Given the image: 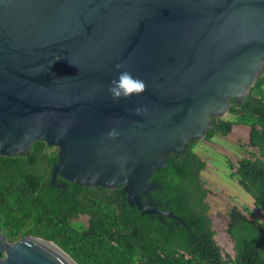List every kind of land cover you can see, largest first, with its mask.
<instances>
[{
    "label": "water",
    "instance_id": "95a60500",
    "mask_svg": "<svg viewBox=\"0 0 264 264\" xmlns=\"http://www.w3.org/2000/svg\"><path fill=\"white\" fill-rule=\"evenodd\" d=\"M118 63L142 95L112 99ZM263 65L264 0H0V155L42 140L56 148L50 185L120 187L140 214L188 230L149 201V177L239 104ZM46 242L0 235V264H77Z\"/></svg>",
    "mask_w": 264,
    "mask_h": 264
},
{
    "label": "trees",
    "instance_id": "16d2710c",
    "mask_svg": "<svg viewBox=\"0 0 264 264\" xmlns=\"http://www.w3.org/2000/svg\"><path fill=\"white\" fill-rule=\"evenodd\" d=\"M227 113L229 118H212L201 140L228 133L233 124L248 126L247 145L256 151L238 159L234 175L264 217V65ZM196 143L189 140L182 153H169L165 166L149 177L151 199L188 230L167 217L140 214L120 187L50 185L56 148L34 140L21 153L0 155V235L9 242L28 235L51 241L77 264H264V227L245 208L228 212L225 233L233 255L222 254L213 240L204 201L209 190L199 178L205 163L194 152Z\"/></svg>",
    "mask_w": 264,
    "mask_h": 264
},
{
    "label": "rangeland",
    "instance_id": "374dc122",
    "mask_svg": "<svg viewBox=\"0 0 264 264\" xmlns=\"http://www.w3.org/2000/svg\"><path fill=\"white\" fill-rule=\"evenodd\" d=\"M222 118H229L228 113ZM245 135V130L233 126L232 131L213 136L211 141L198 140L194 146V152L205 163L199 172V178L204 183L203 186H207L204 187L209 190L206 202L211 206L208 215L214 231L213 240L222 254L228 253L230 256L233 255V250L231 241L225 233L227 219L223 214L228 205L245 208L244 214L264 227L262 212L254 207L250 195L240 187L234 175L238 159L248 157L251 152L256 151L247 145Z\"/></svg>",
    "mask_w": 264,
    "mask_h": 264
},
{
    "label": "clouds",
    "instance_id": "9594fccd",
    "mask_svg": "<svg viewBox=\"0 0 264 264\" xmlns=\"http://www.w3.org/2000/svg\"><path fill=\"white\" fill-rule=\"evenodd\" d=\"M115 67L117 70H125L118 71L117 77L112 79L108 86V92L111 94L113 100L130 99L132 96L142 95L146 91L145 82L133 76L130 71L126 70L124 64L118 63ZM135 111L139 115L142 109L137 108ZM118 135L119 132L116 129H111L108 132L110 138H115Z\"/></svg>",
    "mask_w": 264,
    "mask_h": 264
},
{
    "label": "flooded vegetation",
    "instance_id": "af4514ba",
    "mask_svg": "<svg viewBox=\"0 0 264 264\" xmlns=\"http://www.w3.org/2000/svg\"><path fill=\"white\" fill-rule=\"evenodd\" d=\"M261 70V69H260ZM260 74V71H259V73H258V75ZM235 103V102H234ZM236 104V103H235ZM56 180H57V182H61V181H59V180H62V179H60L59 177H56ZM63 187H64V185H63ZM206 197H207V195H206ZM204 198V201L206 202L207 201V198ZM149 201L150 202H152V203H154L155 205H160V204H156L152 199H151V197H149ZM207 203V202H206ZM207 205H208V208H207V210H206V215L208 216V218H209V215H208V210H209V208L211 207L208 203H207ZM233 207V205H228V207H226V209H225V211L223 212V214L225 215V218L227 219V221H228V218H227V216H228V212H229V210L231 209ZM210 219V218H209ZM210 222H211V220H210ZM227 223V222H226ZM210 227H211V224H210ZM212 229V228H211ZM200 239L201 238H198L197 240H198V242L200 241Z\"/></svg>",
    "mask_w": 264,
    "mask_h": 264
},
{
    "label": "crops",
    "instance_id": "0c3cea01",
    "mask_svg": "<svg viewBox=\"0 0 264 264\" xmlns=\"http://www.w3.org/2000/svg\"><path fill=\"white\" fill-rule=\"evenodd\" d=\"M233 126H235V127H241V129H243V130H245L246 131V135L244 136V140H246L247 141V136H248V126H246V125H241V124H235V125H232L231 126V129H230V131H232V127ZM200 157V156H199ZM201 158V157H200ZM202 160V159H201ZM205 186V185H204ZM205 187H207V186H205Z\"/></svg>",
    "mask_w": 264,
    "mask_h": 264
},
{
    "label": "bare ground",
    "instance_id": "6f19581e",
    "mask_svg": "<svg viewBox=\"0 0 264 264\" xmlns=\"http://www.w3.org/2000/svg\"><path fill=\"white\" fill-rule=\"evenodd\" d=\"M46 243H48V244H50L51 246H53L55 249H57L58 251H60L64 256H66L68 259H69V257L64 253V252H62L57 246H55L53 243H51V242H46ZM70 260V259H69ZM71 261V260H70Z\"/></svg>",
    "mask_w": 264,
    "mask_h": 264
}]
</instances>
